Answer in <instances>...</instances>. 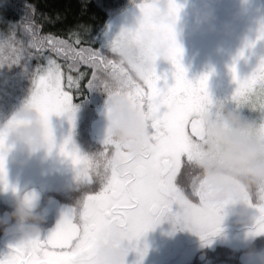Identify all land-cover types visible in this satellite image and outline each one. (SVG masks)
<instances>
[{
  "label": "flooded vegetation",
  "instance_id": "obj_1",
  "mask_svg": "<svg viewBox=\"0 0 264 264\" xmlns=\"http://www.w3.org/2000/svg\"><path fill=\"white\" fill-rule=\"evenodd\" d=\"M217 5L215 29H209L206 25H196L193 20H184L168 26L170 27L168 30L161 31L164 32V40H161L163 45L159 47L161 54L151 57L152 63L164 64L166 58L170 56L169 68L176 70L173 49L178 44L186 51L180 55L185 64L201 61L203 67L196 75H219L221 85L223 82L220 76L229 70L233 73L229 66L232 67L234 64L235 69H243L240 64L241 54L235 51L240 48L239 32L241 29L245 32V28L249 29L254 25L248 20L224 19L223 16L227 11L233 10L236 14V11L246 9L245 1L223 0V3L219 2ZM178 25L183 26V32L179 35ZM230 42L233 43L232 46H229ZM224 44H228L226 49L231 48L234 51L225 53ZM166 45L169 47L165 48ZM233 46H236V49ZM224 57L228 59L226 66L223 62L219 63ZM207 60H210L211 64L215 63L217 67L207 68ZM116 66L101 67L98 70L107 74L112 82L117 75H126L130 81L129 87L140 85L127 69ZM95 71L96 69H93V72ZM111 86L112 84L104 87ZM90 87L91 90L83 87L74 98L67 93L69 103L72 104L86 94L93 98L91 101L95 106L103 103L107 93L95 90L97 86ZM128 95L133 101L139 100L138 97L132 96V92L128 91ZM144 96L142 101L146 106L148 101H144L146 100ZM56 114L55 118L58 119L56 135L49 146L52 151L48 154L43 152V165L16 164L12 159L8 160L7 165L3 163L7 186L0 180V215L6 209L11 210L13 194L23 195L27 189L32 188L40 192L41 205L45 212L40 224L41 231L35 237L19 239L15 234H5L0 229V257L7 256L12 251L10 246L38 239L42 241L56 230L66 211H71L72 223L77 226L76 234L80 236L70 253L76 264H94L93 255L97 242L104 227L109 223L119 224L125 231V264H135L136 261H139V264H241L240 256L246 249L264 247V186L258 185L253 190L241 189L248 215L242 221L237 220L227 211L230 201L209 200L207 193L199 185L198 169L194 163L199 154L198 140L185 133L179 142L181 145L179 152H176L175 143L162 147L156 133L157 120L143 119L146 127L151 130L148 137L151 143L146 152L133 157L111 137L110 133L97 137L91 132V124L101 116L94 114L91 119H84L80 127V120L83 119H79L77 113L74 112L71 123L63 112ZM192 118H197L204 127L203 119L197 116L189 115L187 119L182 120L188 124ZM59 121H62L61 127ZM66 138L68 143L65 147L68 152L80 158L78 163H73L72 156L65 155L60 150ZM1 142L0 153H3L5 147L1 150L2 146L6 145L8 140L4 138ZM113 153L124 161L126 167L123 170L109 166L107 158ZM173 153L175 167L168 180L169 191L159 201H154L150 205L149 214L155 217L152 225L138 237H133L127 217L128 210L135 207L139 200L141 178H150L152 171L157 167V162L166 160ZM150 162L152 170L147 167ZM108 185L126 189L127 197L107 207L95 225L86 222L84 208L87 206L88 198L95 196L101 188ZM188 206L197 208L207 206L214 209L217 218L214 230L202 235L201 231L194 229L184 215ZM137 249L142 251V256Z\"/></svg>",
  "mask_w": 264,
  "mask_h": 264
},
{
  "label": "clouds",
  "instance_id": "obj_2",
  "mask_svg": "<svg viewBox=\"0 0 264 264\" xmlns=\"http://www.w3.org/2000/svg\"><path fill=\"white\" fill-rule=\"evenodd\" d=\"M190 4L191 17L196 25L215 29L213 0H190ZM257 25H264V19H258ZM182 32L183 26L178 25V35ZM131 55L132 50L127 49L123 58L127 60ZM259 56L264 58V49ZM129 86L126 75H117L105 96L103 109L111 137L136 157L148 150L151 130L146 127L138 106L129 98ZM217 111L219 115L208 113L204 117L203 131L198 138L199 154L194 161L197 177L209 200L230 201L227 211L242 221L248 215V208L241 189L264 186V121L257 123L230 106L220 105ZM16 115L22 123L7 130L8 147L0 153L5 165L9 159L15 161L19 158L23 163L40 152L48 154L52 151L47 129L37 113L22 109ZM107 159L109 166L117 170L126 167L114 153ZM44 212L41 194L35 188L27 189L23 195L13 194L11 210L6 209L0 215V229L19 239L35 237L41 231ZM244 256L253 264H264V248L250 247ZM125 259V231L121 225L109 223L97 242L94 264H125Z\"/></svg>",
  "mask_w": 264,
  "mask_h": 264
},
{
  "label": "rangeland",
  "instance_id": "obj_3",
  "mask_svg": "<svg viewBox=\"0 0 264 264\" xmlns=\"http://www.w3.org/2000/svg\"><path fill=\"white\" fill-rule=\"evenodd\" d=\"M244 1L246 9H243V12L246 14L241 18L244 17V19L251 21V24L254 25L251 28L249 27V29L245 28V32H242L243 29H241V33L239 32L242 39H240V48L237 50L240 51L241 54V68H244H236L235 73L233 72L234 74L231 70L226 74H222L220 76L223 82L222 85L219 75L208 74L206 81L207 99L197 102L188 98L187 106L180 113L181 119H187L189 115H193L204 121L206 114L213 113L219 115L217 111L218 107L220 105H225L242 112L244 115L256 120L257 123L264 121V70H258L261 60L264 59L259 56L261 49H264V25H257L258 19H264V0ZM219 2L223 3V0H213L214 9L218 8L217 4ZM173 4L179 5L176 11H173ZM233 13V10L227 12V14H230V17H233ZM236 13L240 16L239 10L236 11ZM184 20H193L191 17L190 0H145L132 3L128 7L110 15L98 35L99 44L96 46L97 50H102L101 54L106 57L109 62H113L114 66L117 65L127 69L140 84L138 86L133 85L129 87L128 90L132 92V96L138 97L139 100L133 101L131 97L128 96L133 104L138 106L142 119L154 118L153 101L159 97L160 93H163L167 88L173 85V83L157 85L158 82H155V86L159 91L156 95L153 94V88L149 83L152 81L150 75L153 69L152 71L150 69L153 63L148 58L156 57L161 54L159 47L163 45L161 44V40H164V32L161 31L168 30L170 28L168 26ZM168 47L169 45L165 46V48ZM127 49L132 50V55L125 60L123 57L126 55ZM181 49L183 53L185 51L184 47H181ZM145 64L147 67H144ZM196 67L197 65L192 67V70ZM214 67H217L215 63L208 64L207 66V68L210 69ZM229 67L232 69L231 66ZM50 68H53V66L48 65L43 73L36 77L35 85L31 93L26 98L17 101L15 110L8 119L0 125V142L2 139L7 138L6 133L8 129L22 123L16 115V113L22 109L37 113L41 123L47 129V132L48 129H50L52 140L55 139L54 136L56 135L58 122V119L55 117L58 112H49L47 127L44 122V112L47 107V101L52 95L53 90L50 80L53 73L50 71ZM198 69L199 68H196V71H198ZM54 71L58 78L59 69L54 68ZM200 77L201 76H196V72L194 73V81H197ZM248 77L253 78L239 93H237L238 80ZM86 88L91 90L88 82L84 85V89ZM106 93L108 94V92ZM143 96L146 99L144 101H148L146 106L143 105ZM92 99L93 98H90L86 94L85 97L72 102V104L75 105V113L78 114L79 119H83L80 120V127H82L81 125L84 119H91L94 113L98 114L103 106V103L95 106L91 101ZM92 103L93 106H91ZM167 107V104H159V106L155 108V112H160L161 109H167ZM61 125L62 121H59V126L61 127ZM4 147L6 150L8 142L6 145L2 146L1 150H3ZM15 161L16 164L21 163L19 158ZM22 164H43V152L28 158Z\"/></svg>",
  "mask_w": 264,
  "mask_h": 264
},
{
  "label": "snow or ice",
  "instance_id": "obj_4",
  "mask_svg": "<svg viewBox=\"0 0 264 264\" xmlns=\"http://www.w3.org/2000/svg\"><path fill=\"white\" fill-rule=\"evenodd\" d=\"M178 7L179 5L173 4V11H176ZM53 36H59V39H54ZM85 43L79 38L78 34H53L49 36V40L45 41V44L54 50L58 57L67 61V63H64L58 58L53 61V68H50L53 73L50 77L53 90L52 95L48 98L44 112L46 127L48 114L52 111L63 112L71 123L74 119L75 105L69 103L67 93H70L72 98H74L76 93L80 92L84 87L86 81L91 86L95 80L93 69L99 63L101 54L94 49L84 47ZM181 52L182 49L179 45H175L173 63L176 65V82L167 88L166 91L160 93L159 97L153 101L154 118L157 120L156 133L160 144L165 147L170 143H175L176 152H179L181 147L179 142L185 133L196 138L190 122L185 124L180 118L181 111L187 106V99L190 98L197 102L207 99V74L202 75L195 82L187 80L185 78V69L180 63ZM56 67L59 69L58 78L54 71ZM89 69L91 70L90 72ZM232 70L235 73L234 64ZM258 70H264V59L261 60ZM252 78L248 77L238 80L237 93ZM149 83L153 88V94L156 95L159 90L155 86V81L152 80ZM159 104H167L168 107L167 109H161L160 112H155V108ZM48 139L51 146L50 129H48ZM67 143L68 139L66 138L65 143L60 146L61 152L65 155H71L73 163H78L80 158L74 153L68 152L65 147ZM0 145H2V142H0ZM147 167L152 170L151 162ZM174 167L175 154L173 153L166 160L157 162V167L152 171L150 178H141V188L138 193L139 200L135 207L128 210L129 216L127 217L133 237H138L154 222L155 217L149 214L150 205L154 201H159L169 191L168 180L174 171ZM0 180H3L5 186H7L2 158H0ZM126 197L127 190L124 188H114L113 185L101 188L95 196L88 198L87 206L84 208L86 222H91L95 225L107 207H110L115 201ZM184 215L190 225L194 229L201 231L202 235L214 230L217 222L214 209L207 206L199 208L188 206L185 208ZM71 216V211H66L56 230L43 238L42 241L38 239L26 244L10 246L12 251L7 256L0 257V264H76L70 253L80 236L76 234L77 226L72 223ZM137 250L140 251L139 249ZM140 255H143L142 251H140ZM135 264H139V261H136Z\"/></svg>",
  "mask_w": 264,
  "mask_h": 264
},
{
  "label": "trees",
  "instance_id": "obj_5",
  "mask_svg": "<svg viewBox=\"0 0 264 264\" xmlns=\"http://www.w3.org/2000/svg\"><path fill=\"white\" fill-rule=\"evenodd\" d=\"M140 1L145 0H0V125L15 110L17 101L31 93L36 77L42 74L48 65L53 66V61L58 58L67 63L45 44L49 36L78 34L79 38L86 42L84 47L101 54L102 50L96 48L99 44L98 35L110 15ZM227 12L223 16L224 19L246 20L241 18L246 14L243 11H239L240 16L233 13V17ZM53 38L59 39V36ZM232 44L230 42L229 46ZM227 45L224 44L225 53L227 50H230L227 51L229 53L234 51L231 48L226 49ZM234 47L236 49V46ZM169 60L170 56L164 64H152L150 78L158 82L157 85L176 82L175 70L169 68ZM194 62L185 64L180 58L185 73L188 72L185 78L192 82H195L193 76L197 72L196 68H199V71L203 67L201 61ZM221 62L226 66L228 59L224 57V60L219 61ZM207 63L211 64V61L207 60ZM101 67L115 66L101 54V59L94 68L95 80L92 85L97 86V91L108 92L111 88L104 86L111 85L112 80L98 70Z\"/></svg>",
  "mask_w": 264,
  "mask_h": 264
},
{
  "label": "water",
  "instance_id": "obj_6",
  "mask_svg": "<svg viewBox=\"0 0 264 264\" xmlns=\"http://www.w3.org/2000/svg\"><path fill=\"white\" fill-rule=\"evenodd\" d=\"M97 116H101V117L99 118V120H96L91 124V132L97 137L109 134L110 133L109 121L105 118L103 108L99 111ZM190 124L195 133L196 140H198V138L201 137L203 127L201 123L199 122V120H197V118H192V120L190 121ZM240 262L241 264H253V262L251 261H246L244 254H241Z\"/></svg>",
  "mask_w": 264,
  "mask_h": 264
}]
</instances>
